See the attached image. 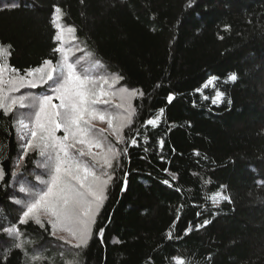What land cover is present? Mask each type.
<instances>
[{
    "label": "trees",
    "instance_id": "trees-1",
    "mask_svg": "<svg viewBox=\"0 0 264 264\" xmlns=\"http://www.w3.org/2000/svg\"><path fill=\"white\" fill-rule=\"evenodd\" d=\"M54 5L102 69L144 95L133 100L126 142L117 144L127 152L79 249L46 222L19 223L24 209L14 200L26 196L21 184H37L39 156L28 153L12 175L17 116L0 109V229L16 224L25 242L16 249L0 231V264H264V0H0L6 63L23 71L59 58ZM216 90L225 95L213 104ZM157 115V126L146 123ZM217 191L231 202L214 206Z\"/></svg>",
    "mask_w": 264,
    "mask_h": 264
},
{
    "label": "snow or ice",
    "instance_id": "snow-or-ice-1",
    "mask_svg": "<svg viewBox=\"0 0 264 264\" xmlns=\"http://www.w3.org/2000/svg\"><path fill=\"white\" fill-rule=\"evenodd\" d=\"M53 7L51 23L56 30L53 39L58 42L53 53L59 54L58 59H44L40 65L21 71L5 62V58L11 56L12 46L0 43V109L5 115L16 109L27 110L26 113H20L17 119L21 154L12 175H16L20 162L29 151H34L41 158L37 162L38 166L45 170L44 175L47 176V179L35 176L39 186L29 188L20 185L19 191L27 194V199L14 200L15 204L24 209L19 223L31 220L45 228L46 222L51 226L53 236L57 230L66 232L76 243L72 244V240L66 237L60 239L79 249L86 246L92 236L96 216L107 199V189L114 178V163L119 167L121 153L127 152V148L116 147L105 133H110L116 144L126 142L123 130L132 124L136 114L131 101L137 96L142 97L144 93L123 87L113 91L114 86L123 79L122 76L114 75L111 80L107 77L96 79L79 71L80 60L71 62V49L64 47L68 37L76 39V29L71 25H63L62 9L55 5ZM96 63L99 64V61ZM5 73H8L7 77ZM227 79L236 81L237 74L231 73ZM216 80L217 77H210L204 87L207 88ZM22 88H42L44 91L39 94L27 92L15 95ZM196 91L201 89L197 88ZM117 94L121 102L116 107L122 111L112 114L101 110L100 106L110 105V98ZM224 95V92L216 90L212 103L222 102ZM173 99L170 93L167 100L171 102ZM163 111L160 109L161 115ZM97 119L106 121L107 129L95 128L92 121ZM159 119L160 115H157L146 123L155 127ZM60 131L63 135H57ZM131 144L136 145L137 140L131 139ZM5 175L4 169L0 167V180ZM126 176L125 173L122 190L127 187ZM164 183L169 181L165 180ZM210 199L214 206L221 201L231 202L229 196L219 191L213 193ZM208 223L210 221L205 219L197 227ZM0 231L17 240L14 245L16 249H24L25 242L20 240L22 234L16 224ZM185 231L187 233L191 229ZM103 232L101 228L99 236L102 237ZM173 260L176 264H186L182 257H173Z\"/></svg>",
    "mask_w": 264,
    "mask_h": 264
},
{
    "label": "rangeland",
    "instance_id": "rangeland-1",
    "mask_svg": "<svg viewBox=\"0 0 264 264\" xmlns=\"http://www.w3.org/2000/svg\"><path fill=\"white\" fill-rule=\"evenodd\" d=\"M64 47L71 49V52H70V55H69V58H70L71 62H76L77 60H80V65L78 67V70L81 71L82 73L86 72L90 77H93V78H96V79H99L101 77H107V78H109V80H111L112 77L114 75H116V74L109 73L106 70L102 69V66H100L99 64L96 63L97 61L94 59V57L86 51V49L82 46V44L80 43V41H78L77 38L75 40H72L71 37H68V40L64 44ZM7 75H8V73H5V77H7ZM121 87L126 88V87L120 85V81H119V83L116 84L112 90L113 91H117ZM105 88L107 89V85H105ZM27 92H31V93H34V94L37 93L33 89L22 88L20 90V92L15 93V95L24 94V93H27ZM133 100H134V98L131 101L132 104H133ZM55 102L58 103V101H55ZM120 102L121 101H120L119 94H117V95H115V96L110 98V105H108V106H100V107H101V110H107L108 112H111L112 114H116L117 112H121L122 111L121 109L116 107ZM15 111H16V116H17V118H16V131H17V119H18V116L22 112L26 113L27 110L16 109ZM92 124L97 129H107V127H108L106 121H100L98 119L97 120H93ZM57 135H63V132L60 131V132L57 133ZM105 135H108L109 139L112 140V142L117 147V144H116V142L114 140V137H111L110 133H105ZM94 150L95 151H99V149H94ZM33 152L34 151H29V153H33ZM40 159L41 158L39 157L38 161H40ZM37 162L35 163L37 168H38L37 169V174L40 175L42 177V179H47V176L44 175L45 170L42 169L41 167H39ZM34 186H39L38 182ZM22 198H23V200L27 199V194H26L25 197H22ZM22 198L20 200H22ZM51 233H52V229H51ZM55 237H57L59 239H60V237H66L67 239L72 240V244L76 243V241L73 238H71L69 236V234L66 233V232H62V231L57 230ZM66 264H71V263H69L67 261Z\"/></svg>",
    "mask_w": 264,
    "mask_h": 264
}]
</instances>
